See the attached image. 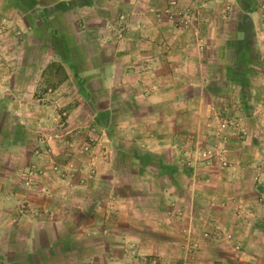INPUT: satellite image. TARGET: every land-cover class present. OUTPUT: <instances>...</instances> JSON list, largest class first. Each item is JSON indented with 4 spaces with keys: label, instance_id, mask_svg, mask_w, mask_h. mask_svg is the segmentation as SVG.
<instances>
[{
    "label": "rangeland",
    "instance_id": "rangeland-1",
    "mask_svg": "<svg viewBox=\"0 0 264 264\" xmlns=\"http://www.w3.org/2000/svg\"><path fill=\"white\" fill-rule=\"evenodd\" d=\"M163 1L161 9L145 4L146 11L158 13L159 18L162 16L163 21L172 29L183 33V37L194 30H200L208 18V29L211 32L207 31L204 40L195 42L194 35L191 42V39L188 40L190 46L194 43L204 45L207 58H214L217 48L223 46L227 49L229 59H236L237 55L233 54L234 45L238 46L240 43L249 48L252 44L253 21L255 25L258 23L264 26V0ZM130 4L138 6L140 0H133ZM23 12H26L25 3L0 0V62L7 60L11 53V56H14L11 58L19 61V67L16 69L13 68L16 65L5 67V71L17 70L12 73L17 75L15 83L0 84V173L15 171L11 179H8L11 173L9 172L6 180L13 189L33 192L35 195L48 191L49 196L59 198L66 204L73 199L77 204L75 209L80 208L82 204L87 212L93 211L100 227L90 229L88 235L98 240L99 236L109 233L110 227L115 228L124 212L131 215L134 201L128 189L146 186L144 188L150 191L155 187L153 179L149 176L143 180L137 178L140 166L130 158L137 155L146 160L147 154L144 155V151L133 147L128 138L121 137L119 131L111 129L109 136H115L119 149L126 151L127 156H122L123 160H120L118 154L121 155L122 151L113 149L105 139L108 132H104L102 128L109 120L103 111L98 110L93 119H90L89 111L80 112V119L73 115L72 120L75 119V122L70 124L67 107L73 103L87 105V86L84 82L76 83L73 68L63 65L57 58L47 62L44 57L47 55L36 51L28 53V59H40L44 64L35 70L29 67L25 70V67L21 66L26 61V54L19 48L17 52H11L9 49L11 45L17 46L23 41L26 30L21 17L24 16ZM133 14L127 15L126 21H120L119 29L123 27L127 30V22L130 23ZM217 25H220L222 34L227 32L226 30H236L238 26V29L244 31L242 41L233 37V34L228 37L218 35ZM217 36L220 37L217 39ZM53 40L56 42V39ZM262 42L264 43V40ZM261 56L250 49L247 50L244 58L255 66L244 67L235 75L241 80V98L236 103L240 113L235 115L228 112L223 116L219 115L216 110L220 106L214 103L213 106H216L212 130L208 133L205 131L203 138L196 137L194 146L185 147L179 152L182 160L175 164L173 169L179 173L177 176L185 177L176 179L178 192L175 196L143 193L133 195L138 206L154 204L155 198L156 204L166 207L157 212L156 217L150 210L143 211L146 212L143 219L147 229L144 230V235L141 231V240L135 236L117 235L118 251L113 249L115 251L109 257L110 261H119L121 264H248V261L244 260L248 246L245 242L250 241V237L259 230L264 232V60L260 59ZM61 57L65 58L63 54ZM221 72L222 68L216 71L218 74ZM32 74L34 83H26L24 78L32 77ZM3 86L14 87L4 89ZM97 108L101 106H95V109ZM252 111L256 115L250 119L249 113ZM120 120L121 118H118V121ZM251 138L258 142L257 146L248 150L243 148L240 151V159L244 162H234L230 145L235 144L232 150L234 153L240 143L248 142ZM11 140L17 142L18 148L10 149L4 146ZM132 142L135 144L133 140ZM105 143H108V148ZM15 155L19 158L14 165L10 158ZM250 158L253 160L248 161ZM106 166L112 171L108 176L102 173ZM152 169L147 168V175ZM225 172L229 181H232L234 174L239 175L236 186L241 193L236 191V194L229 197L220 192L224 183L218 180ZM190 175H205L210 180L211 175L216 181H208L206 178L205 183L207 185L213 182V193H203V185H199V191H195L196 188L189 189L191 181L188 182L186 177ZM100 176L108 177L112 188L111 185H98L93 194L91 188H94V183ZM161 185L167 187L169 184L167 181H161ZM225 189L224 185L221 191L224 192ZM58 190L59 192H56ZM191 191L195 192L194 195ZM216 204L227 205L228 211L208 209V206L212 208L211 206ZM31 205L35 207L25 197L18 201L22 211L29 209ZM142 207L135 209L141 211L147 208ZM35 208V214L40 215L41 210ZM90 208L91 210H88ZM48 215L53 217L51 212ZM76 218H79V215ZM257 222L261 224L259 229ZM168 223L176 225V228L172 229L173 247H159L158 250L151 251L149 246L153 244L146 243L155 236V232L151 230ZM129 230L137 234L139 229L134 224ZM167 230H162L163 238L168 236L170 230Z\"/></svg>",
    "mask_w": 264,
    "mask_h": 264
},
{
    "label": "crops",
    "instance_id": "crops-1",
    "mask_svg": "<svg viewBox=\"0 0 264 264\" xmlns=\"http://www.w3.org/2000/svg\"><path fill=\"white\" fill-rule=\"evenodd\" d=\"M9 2H22L26 5V12L23 14L27 17L21 16L26 27L23 41L17 46L11 45L9 49L11 52H17L19 48L26 54V61L21 66L25 67V70L28 67L38 69L43 62L40 59H28V53L36 51L41 55H47L44 56L47 62L57 58L63 65L73 68L76 83L84 82L89 95L85 96L88 99L87 105L73 103L67 107L68 117L71 118L70 124L75 122V119L72 120L73 115L80 119V112L89 111L90 119L97 115L98 110L105 112L109 120L102 128L104 132H108L105 139L113 149L122 151L121 155L118 154L120 160H123L122 156H127L126 151L119 149L117 146L119 142L115 136H109L111 129L119 131L121 137L128 138L137 150L144 151L143 154H147L146 160L137 155L130 158L140 166L137 178L143 180L149 176L153 179L155 187L150 191L144 188L146 186L128 189L134 201L131 215L124 212L115 228L110 227L106 236L101 235L95 240L94 236L88 235L90 229L100 227L93 211L87 212L82 204H79L80 208L75 209L77 204L73 199L66 204L59 198L49 196L48 191L35 195L33 192L13 189L6 181L11 171L0 173V264H121L119 261H110L109 258L115 251L113 249H117L119 239L117 235L135 236L141 240V231L144 235V230L147 229L143 219L146 212L143 211L150 210L156 217L157 212L166 207V205L163 207V204H156L154 198V204L142 205L147 208L138 211L137 209L142 206H138L133 195L164 194L174 197L178 192L176 179L185 177L177 176L179 173L173 169L175 164L182 160L179 152L185 147L194 146L196 137L203 138L205 131L208 133L212 130L216 106L213 104H219L217 106L220 108L216 110L219 115L223 116L228 112L235 115L240 113L236 103L241 98V80L235 75L244 67L255 66L244 58L247 50L261 54L260 59L264 60L262 42L264 26L258 23L255 25L253 21L252 44L248 46L249 48L240 43L238 46L234 45L233 54L237 55L236 59L235 57L229 59L227 49L223 46L217 48L214 58H207L204 45L194 43L190 46L188 40L191 39V42L193 35L195 42L199 39L204 40L207 31L211 32L208 29L210 26L208 18L200 30H194L183 37V33L172 29L163 21L162 16L159 18L158 13L146 11L145 4L161 9L164 5L163 0H140V5L135 7L130 4L133 0H9ZM131 13L134 14L130 23L127 22V30L123 27L119 29L120 21H126L125 18ZM216 27L218 35L228 37L233 34V37L242 41L244 31L238 29V26L236 30H226L227 32L223 34L219 29L220 25ZM219 37L217 36V39ZM53 39H56V42ZM11 54L7 60L0 62V84H14L16 81L17 75L12 73H16L17 70L5 71L6 65H16L13 66L15 69L19 67L17 66L19 61L12 59L14 56ZM62 54L65 58L61 57ZM220 68L222 72L216 73ZM33 75L26 76L25 82L34 83ZM3 87L13 89L14 86ZM95 106L101 108L95 109ZM249 114L250 119L256 115L253 111ZM118 118L121 120L118 121ZM257 143L252 138L248 142H242L236 147L235 154L232 151L235 144H231L233 161L244 162L240 159V151L243 148L248 150L256 147ZM104 145L108 148V143ZM4 146L10 149L18 148L17 142L12 140ZM3 153L5 154V151ZM18 158V155H15L10 159L15 165ZM252 160L250 158L248 161ZM150 167L153 169L147 175V168ZM11 168L14 169L13 166ZM102 173L108 176L112 171L106 166ZM14 174L15 171L11 172L8 179ZM209 177L211 180L205 175L186 177L188 182L191 181L189 189L196 188L195 191H199V185H203V193L212 194L213 182L206 185L205 180L206 178L208 181L216 180L211 175ZM238 177L236 173L232 181H229L225 172L218 181L223 182L226 189L224 192L221 191L223 185L220 192L229 197L236 194V191L241 193L236 186ZM161 181H167L169 185L162 187ZM94 185V188H91L93 194L98 185L110 186L111 183L108 177L100 176ZM110 187L112 188V185ZM194 193L191 191V194ZM24 197L36 208L31 205L29 209L22 211L18 201ZM129 207L130 205L127 209ZM211 207L208 206V209L228 211L225 204ZM34 208L41 210V214L36 215ZM49 212L53 217L48 215ZM67 212L69 214H66ZM78 215L79 218H76ZM127 216L129 218H126ZM134 224L139 229L137 234L129 230ZM257 226L259 229L261 224L257 222ZM167 228L170 231L168 236L163 238L161 232L163 229L168 231ZM174 228L175 224L168 223L156 228L159 230H151L155 232V236L146 242L153 244L149 249L152 251L158 250L159 247H173L171 240ZM250 238V241L245 242L248 246L244 260H247L248 264H264V232L259 230Z\"/></svg>",
    "mask_w": 264,
    "mask_h": 264
},
{
    "label": "built area",
    "instance_id": "built-area-1",
    "mask_svg": "<svg viewBox=\"0 0 264 264\" xmlns=\"http://www.w3.org/2000/svg\"><path fill=\"white\" fill-rule=\"evenodd\" d=\"M203 155H205V153H203ZM223 163H225V162H223Z\"/></svg>",
    "mask_w": 264,
    "mask_h": 264
}]
</instances>
